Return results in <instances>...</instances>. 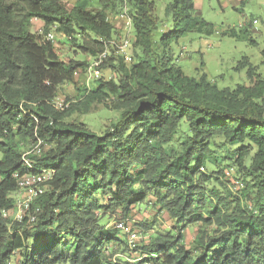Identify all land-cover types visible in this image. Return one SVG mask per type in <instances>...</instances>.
I'll list each match as a JSON object with an SVG mask.
<instances>
[{
  "label": "trees",
  "instance_id": "obj_1",
  "mask_svg": "<svg viewBox=\"0 0 264 264\" xmlns=\"http://www.w3.org/2000/svg\"><path fill=\"white\" fill-rule=\"evenodd\" d=\"M129 2L138 52L130 63L111 54L104 63L118 80H95L61 110L58 88L89 64L61 61L47 35L75 45L74 26H82L78 47L94 59L115 39L112 24L104 12L67 9L63 0H0V264H122L113 251L129 250L127 238L101 220L125 222L149 199L179 231L149 237L140 247L144 262L264 264V77L249 66L250 85L219 89L204 73L186 76L172 47L189 34L210 36L214 26L194 16L192 0H171L162 19L153 0ZM35 19L40 34L31 31ZM230 37L246 39L248 29ZM110 97L120 113L103 134L63 123ZM217 138L236 147L242 178L230 183L222 172L220 182L203 172ZM42 170L53 176L30 206L34 222L3 217L15 206L14 176ZM210 181L224 195L208 197ZM192 225L199 231L187 248L183 231Z\"/></svg>",
  "mask_w": 264,
  "mask_h": 264
},
{
  "label": "rangeland",
  "instance_id": "obj_2",
  "mask_svg": "<svg viewBox=\"0 0 264 264\" xmlns=\"http://www.w3.org/2000/svg\"><path fill=\"white\" fill-rule=\"evenodd\" d=\"M153 1L155 15L162 19L165 7L171 0ZM192 1L195 10L194 16L212 24L215 30L208 37L189 34L179 44L172 47L173 56L177 58V63L184 74L188 77L197 78L204 73L207 79L213 81L219 89H235L238 85H250L245 76L249 66L255 70L256 74L264 77V0ZM63 2L67 9L76 7L90 13L104 12L107 20L114 28L115 39H122L126 35L125 20L122 18L123 9L126 8L130 18L134 12V7L129 0H63ZM241 26L248 29V37L246 39L237 38L240 40L231 38L230 34L232 32L239 33ZM74 27L76 32L74 35L75 45L71 44L63 35L52 33L59 59L61 61L73 60L90 65L92 59L88 55L82 54L78 47L81 44L84 29L79 25ZM41 28L42 24L38 20L32 21L31 31L33 33L40 34ZM136 52L138 50L132 47L129 53L132 57ZM115 64V62L112 63L113 66ZM99 71L100 78L105 82L118 80L117 72L106 63L101 65ZM85 73L86 71L84 73L78 71L73 84H63L58 88L55 102L57 106L65 101L69 102V106L79 102V99L85 94L84 88H87ZM95 86H97V82L91 81L88 88ZM115 103L116 100L112 97L102 103H94L91 106V114L78 115L77 112H71L70 117L64 119L63 123H82L90 131L101 135L111 128L119 116L120 112L115 107ZM224 143L222 138L215 139V146L212 147L214 154L210 159L209 166L203 172L213 178H219L220 182L224 178L221 181L219 173L225 172L228 174V176L225 175L226 180L231 183L232 180L242 178V172L233 163L234 155L231 152L236 147L230 148ZM167 151L169 150L167 149ZM248 181L249 179H245V182ZM206 192L208 197L212 199L215 196L224 195V191L214 181H210L206 185ZM228 200L231 202L232 198L229 197ZM152 203V200L149 199V201L147 200L137 206L125 220L139 232L142 240L141 243H137L134 251L127 250L125 246L119 250H114V260H120L122 264H136L142 257L140 249L149 237L158 233L179 231L175 222L169 219L164 212L158 211ZM117 221L111 214H107L101 223L111 229L118 223ZM198 231V225L189 226L183 231L184 245L187 248L193 245V240ZM121 238L124 242L126 241L122 236Z\"/></svg>",
  "mask_w": 264,
  "mask_h": 264
},
{
  "label": "built area",
  "instance_id": "obj_3",
  "mask_svg": "<svg viewBox=\"0 0 264 264\" xmlns=\"http://www.w3.org/2000/svg\"><path fill=\"white\" fill-rule=\"evenodd\" d=\"M122 18L125 20L126 35L122 39H113L110 41L109 46L106 47L100 55L92 59V63L87 67L88 69L86 68L85 70V85L87 88L89 87V83L91 81L98 80L101 77L99 68L105 60L110 58L111 54L115 57L122 58L126 63L131 62V55L129 52L132 49L131 32H133V25L130 16L127 14L126 8L123 9ZM52 33L53 32L47 35V40H53ZM58 106L57 103H55V107L57 109L62 110L67 107L64 106L63 103L58 104ZM52 176L53 173L50 170H42L38 174L25 175L22 177L15 175L14 177L17 179L18 186V190L14 194L15 206L12 210L3 212V217L11 219L12 222H21L25 217H27L29 222H34V214L31 215L28 213L30 206L37 197L42 196L45 193ZM35 211L37 212L38 210ZM113 229L118 230L126 236L129 251H134L136 244L142 240L139 232L126 221L116 223L113 226ZM149 257L154 258L155 256ZM145 258L146 256H143L139 259V261L143 260V264H149L146 261L144 262Z\"/></svg>",
  "mask_w": 264,
  "mask_h": 264
}]
</instances>
